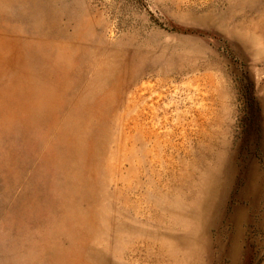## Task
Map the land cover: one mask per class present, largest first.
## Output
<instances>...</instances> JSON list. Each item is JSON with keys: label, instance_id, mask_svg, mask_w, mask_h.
Instances as JSON below:
<instances>
[{"label": "rangeland", "instance_id": "374dc122", "mask_svg": "<svg viewBox=\"0 0 264 264\" xmlns=\"http://www.w3.org/2000/svg\"><path fill=\"white\" fill-rule=\"evenodd\" d=\"M0 264H264V0H0Z\"/></svg>", "mask_w": 264, "mask_h": 264}]
</instances>
